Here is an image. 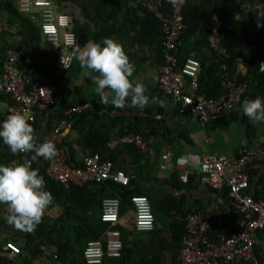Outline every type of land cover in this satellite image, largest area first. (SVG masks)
<instances>
[{
    "label": "crops",
    "instance_id": "1",
    "mask_svg": "<svg viewBox=\"0 0 264 264\" xmlns=\"http://www.w3.org/2000/svg\"><path fill=\"white\" fill-rule=\"evenodd\" d=\"M6 1L0 0V62L7 48L14 51L16 61H20L26 66H29L33 61L41 60L42 64L53 61L54 56L46 53L40 35L38 47L31 44L24 48L22 37L19 35L20 21L5 10ZM52 1L58 11L70 17L72 30L74 26L87 27L91 36L89 41L101 42L107 37L118 42L134 66L130 79L142 83L146 88L145 94L150 98V102L143 109L132 105L130 97L126 98L128 101L126 105L120 108L113 107L111 104L100 103V97L94 91L95 84L91 77L83 75L79 63L73 59V64L67 73L60 77L56 76L57 73L54 75L56 85L59 87L58 91L64 98L62 108L66 110L71 106L86 103L89 105L87 109L93 110L99 119L104 121L106 127L110 126L115 130L117 128L135 129L140 130V134L144 136L152 135L154 137L152 154L144 155V158L136 164V167H148V173L144 175V178H147L149 182L144 184L142 188L150 192L167 189L170 182L179 183L180 173L187 171L190 174L188 182L190 180L191 184L188 197L204 202L206 206L205 218L208 216L206 220L209 224L213 217H217V222L224 225V221L230 218L231 209L233 207L235 210L237 209L229 199L222 198V190L212 192L206 188L203 174L200 172V164L203 156L212 153L219 157L231 159L238 157L243 146L262 149L264 122H253L242 115L244 101L260 96L256 83L258 77L247 83L245 94L225 121H208L201 125L195 115L191 113L181 114L178 112V116H170V111L172 112V108L175 109V105L170 99L167 100V97L157 88L158 66L162 61V52L159 50L160 37L153 31V27L148 25L146 17L128 6L130 0ZM256 1L258 4L264 3V0ZM236 3L237 7L232 15L239 26L238 29L242 30V33L244 32L239 38V42L243 51L246 52L247 45L244 35L251 29L246 13L250 4L248 0H243V3L239 1ZM12 5L15 7V0H12ZM215 7H221L217 0L210 2V4L201 0H193L190 6L192 10L202 13L213 10ZM32 24L38 28L39 20L37 17L36 20L32 21ZM197 39H200V36L187 38L191 50L189 56L194 57V59L208 57L210 53L207 47L200 46ZM237 72L242 76L247 75V59L238 61ZM91 75H98V73H91ZM184 89L188 93L191 92L187 86V80H185ZM105 95L111 99L113 94L110 90L105 89ZM151 97L163 100V105L152 103ZM9 104H11V99L0 95V121L3 120ZM60 115L59 106H56L46 110L41 117L36 118V127L33 128L34 142L39 144L44 141H51L54 145L67 143L74 151L75 160H81L88 154V151L76 145L77 141L82 139V134H79L78 128L72 126L73 122L76 121L68 123L64 128H59ZM86 120L95 121L92 115H87ZM94 124L93 128L96 129L98 124ZM80 128L84 129L83 127ZM11 154L7 146L0 142V164L8 165L15 160ZM165 154L169 155L167 168L160 169L159 162ZM257 161H264V158L257 157L254 163L248 167V174L249 170L251 173L248 188L254 196H258L260 193L264 175V164L260 165ZM153 177L158 178V182L151 180ZM174 193L176 194V192ZM183 193L187 192L184 191ZM6 214L7 205L0 204V247L2 250L0 264H70L71 259L58 253L57 248L52 243V236L48 238L36 234L38 228L43 224L46 225V223L63 216V210L55 206L53 200L43 212L40 223L30 231L16 228L5 222L3 217ZM132 222L133 214L130 209L120 215L119 226L124 229L132 228ZM64 223L66 224L64 228L67 229L69 222L65 221ZM129 224L130 227L127 226ZM46 227L44 229H47ZM159 227H161L160 223L155 221L154 229ZM228 231H231V228L228 227ZM258 238L264 241V233H260ZM66 240L70 241L68 238ZM7 242L14 244L19 249V253L13 254L5 250L4 245ZM262 255L264 256V254Z\"/></svg>",
    "mask_w": 264,
    "mask_h": 264
},
{
    "label": "built area",
    "instance_id": "2",
    "mask_svg": "<svg viewBox=\"0 0 264 264\" xmlns=\"http://www.w3.org/2000/svg\"><path fill=\"white\" fill-rule=\"evenodd\" d=\"M186 1L192 0H166L168 13L165 16L159 10L162 0H135L138 6L152 13L161 23L164 48L163 64L158 66V90L178 107L179 113H191L203 125L208 121L227 118L245 94L247 83H238L237 76L228 72L226 64L220 63L225 50L221 47L217 29L212 28L207 36L206 47L221 72L220 87L224 90V95L213 99L197 93L199 61L187 57L178 65L176 56L185 29L182 8ZM15 8L31 21L36 20L32 11L38 10V29L45 51L54 56L58 71L68 72L73 64L72 48L75 46L70 17L58 11L52 0H15ZM185 80L190 93L184 89ZM57 91V86L49 78H41L39 82L30 85V78L16 66L14 51L5 49L0 62V95L9 97L11 104L7 107L3 120L11 113L20 112L32 125L37 115L54 106ZM88 107L86 103L74 105L67 108L64 114L70 117L84 112ZM67 124L66 120H62L59 128H64ZM153 141L152 135L123 134L115 136L107 146L112 149L131 145L139 154L150 155ZM55 148L56 154L50 159L41 157L45 163L46 176L54 182L63 185L71 183L75 186L101 184L108 180L124 186L129 182V177L123 171H113V164L108 159L101 160L97 154L88 155L82 159L81 166H76L68 162L65 148ZM28 154L18 153L21 161ZM257 157L264 158V149L247 146L242 147L236 158L219 157L213 153L203 156L200 172L203 174L204 184L215 191L226 189L229 200L238 208L241 218L237 229L230 235L222 232L211 239L205 211L187 214L183 218L186 232L178 250L179 264H264V260L260 261L258 257V254H264V241L258 238L260 233H264V175L258 196H254L248 188V165ZM168 158V154L162 156L160 169L167 168ZM189 175L187 171L180 173L178 180L182 188L186 187ZM130 204L132 227L139 232L153 231L155 221L148 198L134 195L130 198ZM119 206L117 198L101 200L102 236L85 243L82 257L86 264H101L105 258L120 257L123 244L121 233L117 229L120 225ZM4 249L13 254L19 253V249L11 242L5 243ZM1 252L0 247V255Z\"/></svg>",
    "mask_w": 264,
    "mask_h": 264
},
{
    "label": "trees",
    "instance_id": "3",
    "mask_svg": "<svg viewBox=\"0 0 264 264\" xmlns=\"http://www.w3.org/2000/svg\"><path fill=\"white\" fill-rule=\"evenodd\" d=\"M192 1H186L182 8L185 29L180 38L181 45L176 52L178 65H181L187 57H190L189 51L191 52V50L187 38L198 35L200 39H197V43L200 46H207L209 31L215 28L221 38V47L225 50V54L222 56L220 63L226 64L228 72L237 76L238 83H250L255 77H258L256 81L257 90L260 96L264 98V69L260 67L264 63V17L261 18L262 26L257 28L256 10L250 9V6L254 8L258 5L257 1L248 0L250 6L246 13L248 14L251 29L244 35V40L247 45L246 52L243 51L242 45L239 42V38L244 32L242 33V30L240 31L238 29L239 26L232 15L237 7L236 2L243 3V0H217L220 2L221 7H215L206 13L192 10L190 8ZM201 1L210 4L214 0ZM162 2L159 10L166 16L168 6L166 5V0H162ZM128 6L132 7V10L137 11L138 14L146 17L148 25L152 26L153 31L160 37L159 50L162 52L160 65L163 64L164 42L160 21L152 13L138 6L135 0H130ZM4 8L11 16L20 21L21 29L19 35L22 37L24 48L31 44L38 47L39 29L33 26L32 21L27 16L25 17V15L17 12L16 8L12 5V0H7ZM86 18L90 19L88 16ZM73 32L75 34V46L72 50L76 49L77 46L82 48L91 38L87 27L74 26ZM37 50L39 49L37 48ZM243 59H247L248 72L246 76H242L237 72V63ZM197 60L200 63L197 93L209 98L219 99L224 95V90L220 87L221 72L214 62L213 55L210 53L208 57H202ZM16 66L30 78V85L39 82L41 78H49L56 85L54 75L57 73L56 76L60 77L62 74L67 73L58 71L55 68L54 60L48 61L46 64H42L41 60L38 62L33 61L29 66H26V64L20 61H16ZM57 88L59 89L58 86ZM63 103L64 98L57 91L52 109L59 106V113L61 115L58 123L62 120H66L67 123L76 121L73 122L72 126L78 128L79 134H82V139L78 140L76 145L88 151V154L85 156L97 154L101 160H110L113 164V171H124L129 177V182L124 186L118 185L112 180L101 184L86 183L82 186H75L71 183L63 185L52 181L46 176L45 163L41 157H37L32 162L31 167L37 169L38 174L43 177L45 182L44 189L51 193L54 205L63 210V216L50 221V223H46V225L43 224V226L38 228L36 234L44 235L48 238L52 236V243L57 248L58 253L61 256L63 255L71 259L70 264H86L82 257L85 243L102 236L103 224L100 221L101 200L104 198H117L120 204V215H123L127 210L131 209L130 198L134 195H143L148 198L154 220L158 221L161 227L153 229L151 232H139L133 227L124 229L118 225L117 229L121 233V241L123 244L121 255L118 258H105L101 264H179L178 250L186 232L183 218L194 211H205L206 209L203 201L188 197V191L191 190L190 180L184 188L179 183L170 182L167 189L153 190L154 192L145 191L142 186L149 182L147 178H144V175L148 173V167H136V164L144 158V155L139 154L131 145H123L112 149L107 146L115 136L140 134V130L122 128L115 130L113 127H106L104 121L99 119L93 110L88 109L84 113L67 117L64 114L65 108H62ZM41 114L43 115V113ZM41 114L37 115L36 118L41 117ZM87 115H92L95 121H87ZM174 115L178 116L177 106H175V109L172 108V112L170 111V116ZM227 118L219 121H225ZM94 123L98 124L96 129L93 128ZM31 126L32 128L36 127V122ZM80 127L84 129L82 130ZM55 147L65 148L69 159L68 162L76 166H81L82 159L85 156L81 160L76 161L74 151L69 144L55 145ZM261 147L264 149V144ZM32 154L29 152L27 158L30 159ZM11 155L17 162H23L18 153ZM258 164L263 165L264 161H259ZM249 177L251 178L250 170ZM151 180L158 182L159 179L153 177ZM165 183L167 184V182ZM206 188L212 192H216L209 187ZM182 190L187 193H183ZM174 192L176 194L178 193V195L176 196ZM221 196L225 200L226 198L229 199L226 189L222 190ZM236 209L234 207L231 209L230 218L224 221V225L217 222V217L211 219L208 231L211 239H215L222 232L228 236L237 229L241 214L237 207ZM207 218L208 216H206ZM65 221L69 222L67 229L64 228V225H66L64 223ZM44 227L47 229H44ZM228 227L231 228V231L227 232ZM66 238L70 239V241L66 240ZM258 257L260 261L264 260L263 255L258 254Z\"/></svg>",
    "mask_w": 264,
    "mask_h": 264
},
{
    "label": "clouds",
    "instance_id": "4",
    "mask_svg": "<svg viewBox=\"0 0 264 264\" xmlns=\"http://www.w3.org/2000/svg\"><path fill=\"white\" fill-rule=\"evenodd\" d=\"M250 9L256 10V26H262L264 3ZM83 70V75L90 76L95 84L94 91L99 95L100 103L113 107H124L130 97L134 106L143 109L150 98L146 95L145 86L130 77L134 71L133 64L123 51L122 46L111 38L105 37L101 42L88 41L81 48L77 46L72 53ZM264 69V63L260 65ZM98 73V75H91ZM105 89L113 94L106 97ZM152 103L163 105V100L151 97ZM242 115L253 122H264V98L246 100L242 105ZM0 142L13 154L33 153L23 162L13 160L8 165L0 164V204L7 205L5 222L16 228L32 230L41 221L45 209L52 203L51 193L44 189V179L38 170L31 167L37 157L50 159L57 149L51 141L39 144L34 142L33 128L23 113L7 115L0 121Z\"/></svg>",
    "mask_w": 264,
    "mask_h": 264
},
{
    "label": "rangeland",
    "instance_id": "5",
    "mask_svg": "<svg viewBox=\"0 0 264 264\" xmlns=\"http://www.w3.org/2000/svg\"><path fill=\"white\" fill-rule=\"evenodd\" d=\"M32 14H34L37 18H38V10H33ZM131 224V223H130ZM130 224L127 225L128 227H130Z\"/></svg>",
    "mask_w": 264,
    "mask_h": 264
}]
</instances>
